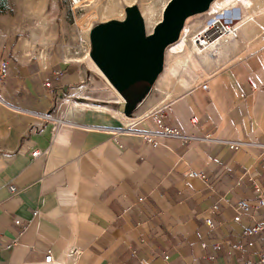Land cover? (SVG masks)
Instances as JSON below:
<instances>
[{"label": "crops", "instance_id": "crops-1", "mask_svg": "<svg viewBox=\"0 0 264 264\" xmlns=\"http://www.w3.org/2000/svg\"><path fill=\"white\" fill-rule=\"evenodd\" d=\"M22 46L0 75L11 111L0 134V264H224L225 248L212 241L240 240L252 222L232 220L235 203L264 196V44L204 79L207 89L196 82L166 100L160 114L155 95L139 94L128 113L104 99L112 86L95 64L41 53L30 62ZM93 85L101 100L83 101ZM151 110L183 137L159 134L143 118ZM150 130L156 143L144 138ZM213 204L215 231L204 219Z\"/></svg>", "mask_w": 264, "mask_h": 264}, {"label": "rangeland", "instance_id": "rangeland-1", "mask_svg": "<svg viewBox=\"0 0 264 264\" xmlns=\"http://www.w3.org/2000/svg\"><path fill=\"white\" fill-rule=\"evenodd\" d=\"M132 1V5L126 0L110 1L111 9L119 8V11L127 14L130 7H135L147 17L148 11L153 9L155 21L150 23L146 20L145 28L149 34L155 27V22L162 20V11L170 0ZM107 2L99 0L92 5L86 2L87 4L79 6L74 14L70 10L68 0H0V64L4 60L13 59L17 53L15 50L21 44L22 54L27 53L30 62H36L37 55L41 53L47 55V58L64 63L81 62L82 68L94 64L89 53L92 48L91 34L95 27L106 23L107 19L102 17L100 9L104 7L103 3ZM209 8L210 5L203 11L189 15L188 19L184 20L182 35L179 34L164 49L162 66L151 88L145 92L146 95L159 97L160 107H164L166 100L171 98L167 79L172 75L183 77L190 84L200 82L229 62L264 44V0H217L213 7ZM221 8L227 12L229 21L234 23L233 37L226 42L224 56L216 58L210 65H202L199 63V57L205 54L208 48L205 43L202 46L194 43V39L197 34L207 29L213 19H222ZM87 14L89 15L86 16ZM114 18L122 19L112 17L109 20ZM109 87L106 88L107 96L104 99L115 101L119 94L113 86V91ZM170 87L173 96L181 91L177 90V85ZM90 90L93 93L88 96L90 101H83H100V87L93 85ZM111 92H115L113 96ZM135 102L137 98H134V104ZM8 108L9 106L0 100V134L10 118L11 111Z\"/></svg>", "mask_w": 264, "mask_h": 264}, {"label": "water", "instance_id": "water-1", "mask_svg": "<svg viewBox=\"0 0 264 264\" xmlns=\"http://www.w3.org/2000/svg\"><path fill=\"white\" fill-rule=\"evenodd\" d=\"M209 1L170 0L162 20L149 34L135 7L129 8L126 20H111L94 28L90 57L127 100L126 113L133 110L134 98L151 88L162 66L164 49L177 38L185 18L205 10Z\"/></svg>", "mask_w": 264, "mask_h": 264}, {"label": "built area", "instance_id": "built-area-1", "mask_svg": "<svg viewBox=\"0 0 264 264\" xmlns=\"http://www.w3.org/2000/svg\"><path fill=\"white\" fill-rule=\"evenodd\" d=\"M88 0H68L70 10L75 14L76 9L82 4L86 3ZM234 23L226 21L225 19H213V21L207 26L205 31L200 32L196 35L194 43L200 44L208 43L211 40H215L217 37L231 33L234 31ZM202 41V42H201ZM90 53V52H89ZM9 64L7 61H3L0 64V75L5 77L8 74ZM196 83V82H195ZM193 83V85L195 84ZM44 86L47 88L53 87L51 81L47 79L44 82ZM199 86L202 89H207V83L205 80L199 82ZM67 106L70 104L69 100H65ZM166 107V105L164 106ZM164 107H158L157 113L160 114ZM125 108H123V111ZM155 115L154 111H148L143 115V118H154V120L159 124L161 132L159 134L163 136H181L180 131L177 128L166 126L162 124L161 117ZM196 118H192L194 123ZM153 134H158L155 130L145 131L144 138L149 142L156 143L153 138ZM41 151H34V156L42 155ZM190 176L204 178L205 175L202 171H190L188 172ZM14 189V187H12ZM256 191L260 189L255 186ZM142 200V198H140ZM236 214L233 216L232 220L239 222L242 215H246L252 222L251 225L241 227L238 232L240 240L232 241L229 239H218L212 241V246L215 249L225 248V263L224 264H264V196L259 194L255 202L249 203L243 199H239L235 203ZM217 204H213L210 208L209 214L204 218L205 223L211 231H215L216 226L213 223L215 215L218 214ZM15 224L18 226H24V223L17 219ZM7 247H11L8 244ZM205 244H202V248ZM75 250L69 254L71 258L75 254ZM208 258V257H207ZM209 258H212L210 256ZM53 259L52 254L49 252L45 257V261L51 263Z\"/></svg>", "mask_w": 264, "mask_h": 264}, {"label": "bare ground", "instance_id": "bare-ground-1", "mask_svg": "<svg viewBox=\"0 0 264 264\" xmlns=\"http://www.w3.org/2000/svg\"><path fill=\"white\" fill-rule=\"evenodd\" d=\"M96 1H99V0H88L87 3H90V5H92L93 3H96ZM101 1V0H100ZM108 1L107 3H103V6L100 11H101V15L103 18L107 19V21H110L109 19L112 18V17H121L122 19L119 20L118 18H114L112 20H115V21H123V20H126L128 18V14H126L125 12L123 11H119V8H114V9H111V4H110V1H113V0H106ZM104 2V1H103ZM126 2L129 3V5H132V0H126ZM217 2V0H210L208 2V6L210 5V8L213 7V5ZM86 3V4H87ZM89 5V7H90ZM87 6V5H86ZM85 6V7H86ZM88 7V6H87ZM219 7H223V5H219ZM209 8V9H210ZM166 9V6L164 7V10ZM164 10L162 11V18H163V13H164ZM222 10V13H221V16H222V19H225L226 21H229L230 18L228 17V14L227 12L225 11V9L221 8ZM151 11V12H149ZM148 11L149 15L148 17L145 15V14H142L143 18H144V21H145V27H146V20L147 21H150V23H153V21H155L154 19V13L152 12L153 9H150ZM89 14H87L86 16H88ZM118 19V20H117ZM186 19V18H185ZM188 19V18H187ZM160 22V21H159ZM159 22H155L156 25L159 23ZM230 22V21H229ZM184 24V23H183ZM155 25V27H156ZM155 27H153V30L155 29ZM182 29H183V25L181 26V29L179 30L178 34H181L182 32ZM152 30V31H153ZM182 35V34H181ZM233 37V31L231 33H226V34H223L219 37H217L215 40H211L209 41L208 43H205V46L208 48V51L205 53V54H202L200 57H199V63L202 64V65H210L212 62H214L216 60V58L220 59L221 56H224L225 55V47L227 45L226 42H228V40L230 38ZM91 51V50H90ZM89 55V54H88ZM91 58V57H90ZM92 59V58H91ZM217 59V60H218ZM94 62V61H93ZM95 66L97 67L98 71H100V73L108 80V78L105 76V74L102 72V70L96 65V63L94 62ZM209 67V66H208ZM109 81V80H108ZM111 84V83H110ZM167 84H168V87H169V90H170V95L169 97H172L173 94L171 92V87L170 86H178L177 90H183V89H186L188 86H190V82L183 78V77H180V76H176V75H172L169 79H167ZM173 88V87H172ZM117 91V90H116ZM118 92V91H117ZM118 98H117V101L116 103L118 105H121L123 108L126 107V103L124 101L125 97L120 94L118 92ZM177 94V93H176ZM175 94V95H176ZM177 96V95H176ZM126 100V99H125ZM120 103V104H119ZM76 105V104H75ZM73 105V102H70V104L68 105V108L69 109H74V106ZM79 104L77 103L76 106H78ZM81 106V105H80ZM84 107H89L87 105H82ZM93 107V106H91ZM97 110H110L108 108H105V107H93ZM80 109V108H79ZM112 111V110H110ZM80 112V111H79ZM78 113V112H77ZM83 113V112H82ZM122 114V113H121ZM73 116V115H72ZM70 118V117H69Z\"/></svg>", "mask_w": 264, "mask_h": 264}]
</instances>
